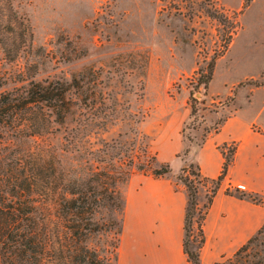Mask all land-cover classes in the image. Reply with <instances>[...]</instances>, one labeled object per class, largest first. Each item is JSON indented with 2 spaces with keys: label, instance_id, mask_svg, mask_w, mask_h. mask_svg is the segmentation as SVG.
<instances>
[{
  "label": "rangeland",
  "instance_id": "rangeland-1",
  "mask_svg": "<svg viewBox=\"0 0 264 264\" xmlns=\"http://www.w3.org/2000/svg\"><path fill=\"white\" fill-rule=\"evenodd\" d=\"M209 4L216 7V16L202 11ZM210 60L209 80L197 84ZM28 80L66 88L62 117L53 120L55 114L47 109L50 121L35 137L64 176H88L99 169L121 176L129 170L117 186L123 207L112 213L119 232L113 227L97 231L85 242L115 264L117 248L112 253L111 243L117 236L118 246L120 237L129 235L126 197L146 198H137L144 178L159 179L160 192L186 193L177 175L200 172L196 152L201 141L216 146L222 156L231 155L232 161L237 140L231 133L264 126V0H203L199 6L191 0H0V89ZM164 163L168 171L154 177L151 169ZM225 174L217 188L264 196L242 183L231 184ZM201 176L199 211L214 186ZM49 208V223L59 236L50 201ZM146 211L149 217L160 212L152 200ZM127 218L133 226L132 214ZM170 224L165 232L147 228V237L154 232L162 243L148 249L156 263L157 258L175 262L179 239L173 210ZM198 238L192 221L187 248L195 250ZM57 240L51 235L46 264H70L60 257L61 238ZM254 241L251 252L264 247V225ZM230 259L232 255L215 261L228 264Z\"/></svg>",
  "mask_w": 264,
  "mask_h": 264
},
{
  "label": "trees",
  "instance_id": "trees-1",
  "mask_svg": "<svg viewBox=\"0 0 264 264\" xmlns=\"http://www.w3.org/2000/svg\"><path fill=\"white\" fill-rule=\"evenodd\" d=\"M191 1L199 6L203 0ZM216 10L212 4L202 8L208 15H213ZM211 65L212 60L208 62L206 72L198 74L197 84L207 83ZM65 89L62 84L33 80L9 90L0 89V264H46V259L52 255L51 235L57 242V238H61L59 255L67 263L108 264L104 256L85 242L91 233L97 231L113 227L114 233L119 232L118 222L112 213H119L123 207V197L117 186L126 180L129 170L123 169L121 176L106 169L95 170L88 176H64L56 167L54 156L48 148L38 145L35 137L41 135L42 130L46 129L44 125L50 121L45 118V114H48L46 110L50 109L55 114L53 120L62 117L60 106ZM191 113L193 107L190 108ZM28 138L31 140L27 141ZM184 151H187V147ZM222 157L220 170L215 177L201 176L214 182L201 211L197 208L196 200L199 170H193L192 176L187 173L177 175L187 194L182 224V249L188 264H199L198 249L203 241L201 223L204 213L231 162V155ZM137 167L145 171L142 165ZM184 169V166L181 167L182 171ZM167 171L166 163L151 169L154 177H160ZM224 192L264 204V196L255 197L250 192L227 188ZM49 201L52 202V214L61 229L59 236L49 223ZM103 209L106 210L105 215L102 214ZM192 221L199 235L195 250L186 246ZM263 225L264 221L254 234L235 249L228 264H264V247L251 252L256 245V234ZM117 241L116 236L111 243L112 253L117 248ZM112 257L115 260L116 255L112 254Z\"/></svg>",
  "mask_w": 264,
  "mask_h": 264
},
{
  "label": "crops",
  "instance_id": "crops-1",
  "mask_svg": "<svg viewBox=\"0 0 264 264\" xmlns=\"http://www.w3.org/2000/svg\"><path fill=\"white\" fill-rule=\"evenodd\" d=\"M231 137H234L237 143L225 176L231 184L242 183L244 189L264 194V126H261L260 130L247 129L240 133L233 132ZM196 160L200 172L205 176L213 177L219 172L222 155L216 146L204 141L197 148ZM158 183L159 179L144 178L139 185L137 198L144 194L146 198L135 201V199L131 200V195L126 197L124 222L128 224L129 235L125 232L127 225L124 223L125 235L119 239L115 264H188L182 249L181 237L187 197L185 190L171 192L168 189L163 193L156 188ZM202 199V192L198 191L197 203ZM151 200L155 202L160 212L149 217L146 210ZM172 210L176 240L181 241H178L176 247L175 262L168 258H157L156 263L154 257L149 255L148 249L162 246L154 232L160 228L164 232L165 228L169 231ZM130 214L136 223L133 226L127 222V216ZM263 221V204L245 198L236 199L233 194L225 193L221 187L217 188L206 207L201 223L203 241L199 251L200 264H212L218 258L232 255L236 246L255 232ZM147 228L154 230L151 234L152 239L147 237Z\"/></svg>",
  "mask_w": 264,
  "mask_h": 264
}]
</instances>
